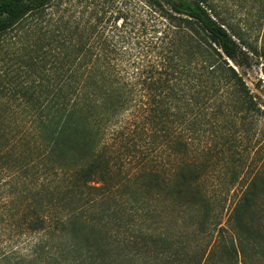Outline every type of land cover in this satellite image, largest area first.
I'll return each mask as SVG.
<instances>
[{
    "label": "trees",
    "instance_id": "1",
    "mask_svg": "<svg viewBox=\"0 0 264 264\" xmlns=\"http://www.w3.org/2000/svg\"><path fill=\"white\" fill-rule=\"evenodd\" d=\"M250 1L0 0V223L30 264H264Z\"/></svg>",
    "mask_w": 264,
    "mask_h": 264
},
{
    "label": "rangeland",
    "instance_id": "2",
    "mask_svg": "<svg viewBox=\"0 0 264 264\" xmlns=\"http://www.w3.org/2000/svg\"><path fill=\"white\" fill-rule=\"evenodd\" d=\"M209 1L212 2V0ZM221 1L222 3L225 1L224 4L226 8L232 9L230 14L232 15L233 12L237 18L247 13L256 14V12L254 13V9H251L250 0ZM67 4L70 5V2H67ZM261 31H264V21L259 33L260 36L262 34ZM243 77L253 91H255V84H257L259 80H261L262 86L264 87V76L257 68L245 72ZM0 212H2V210H0ZM9 215L10 213H3L2 217L4 218V222L0 223V264H5L6 262H10V264H30L33 256L32 253L39 237L36 234H29L25 231L19 232L15 228L14 223L12 225L8 224V222L11 221V218L8 217ZM5 220H8V222ZM5 258L7 260H4ZM36 264L44 263L38 261Z\"/></svg>",
    "mask_w": 264,
    "mask_h": 264
}]
</instances>
